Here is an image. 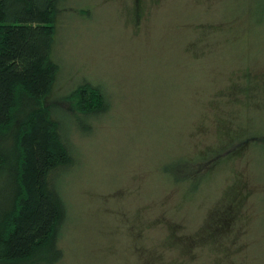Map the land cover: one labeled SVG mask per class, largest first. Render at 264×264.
<instances>
[{
	"label": "rangeland",
	"instance_id": "obj_1",
	"mask_svg": "<svg viewBox=\"0 0 264 264\" xmlns=\"http://www.w3.org/2000/svg\"><path fill=\"white\" fill-rule=\"evenodd\" d=\"M53 24L51 86L13 125L46 106L73 155L52 264H264V0H59Z\"/></svg>",
	"mask_w": 264,
	"mask_h": 264
},
{
	"label": "trees",
	"instance_id": "obj_2",
	"mask_svg": "<svg viewBox=\"0 0 264 264\" xmlns=\"http://www.w3.org/2000/svg\"><path fill=\"white\" fill-rule=\"evenodd\" d=\"M58 1L0 0V264H52L60 255L66 209L56 181L74 161L69 142L46 106L28 110L13 126L21 106L39 100L51 86ZM93 85L74 89L79 114L89 119L109 107L104 91ZM87 125L80 130L88 132L90 121ZM192 160L182 157L177 166ZM173 163L163 168L171 182H186ZM206 177L201 172L191 181L199 187Z\"/></svg>",
	"mask_w": 264,
	"mask_h": 264
}]
</instances>
